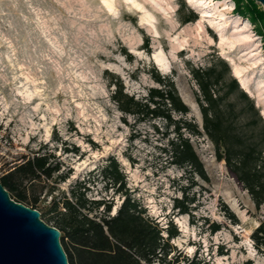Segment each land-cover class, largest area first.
<instances>
[{
	"label": "rangeland",
	"instance_id": "374dc122",
	"mask_svg": "<svg viewBox=\"0 0 264 264\" xmlns=\"http://www.w3.org/2000/svg\"><path fill=\"white\" fill-rule=\"evenodd\" d=\"M253 7L264 15L255 0H0V176L47 152L60 167L42 182L38 211L50 226L53 199L82 187L88 200L112 203V216L129 196L163 237L175 227L170 261L264 264L253 237L264 207L218 159L191 74L217 59L241 69L264 118V16L253 20ZM156 75L174 81L187 115L173 112L170 123L120 110V87L146 102L161 87ZM186 139L195 167L173 154ZM112 161L123 184L104 178Z\"/></svg>",
	"mask_w": 264,
	"mask_h": 264
},
{
	"label": "trees",
	"instance_id": "16d2710c",
	"mask_svg": "<svg viewBox=\"0 0 264 264\" xmlns=\"http://www.w3.org/2000/svg\"><path fill=\"white\" fill-rule=\"evenodd\" d=\"M238 11L241 12L239 6ZM251 13L253 20L264 16L256 7ZM195 20L188 18L183 22ZM191 74L198 86L195 98L203 116L204 132L214 143L218 159L225 161L256 207H264V118L260 110L232 76L226 61L217 59L206 67L191 68ZM155 81L161 87L151 88L146 102L135 100L120 87L114 95L120 110L139 117H162L170 123L173 112L187 115L190 110L178 95L174 81L159 75ZM184 127L191 134H201L191 121L185 120ZM173 151L177 158L187 155L186 163L191 167L198 163L188 139L173 143ZM51 159V154L37 152L0 176V183L13 200L39 210L42 182L52 180L60 169L59 163L53 164ZM118 167L112 161L104 170V178L111 186L124 182ZM81 189H73L70 197L54 198L45 212L53 227L61 232L69 264H179V258L174 262L168 260L173 251L170 239L178 235L175 227L165 238L161 229L144 216L140 202L132 197H126L112 216V203L88 200ZM180 203L177 205L182 213H189L190 208ZM253 237L264 245V221ZM186 264L209 263L193 259Z\"/></svg>",
	"mask_w": 264,
	"mask_h": 264
},
{
	"label": "water",
	"instance_id": "95a60500",
	"mask_svg": "<svg viewBox=\"0 0 264 264\" xmlns=\"http://www.w3.org/2000/svg\"><path fill=\"white\" fill-rule=\"evenodd\" d=\"M255 2L264 9V0ZM60 237L38 210L13 200L0 183V264H69Z\"/></svg>",
	"mask_w": 264,
	"mask_h": 264
},
{
	"label": "bare ground",
	"instance_id": "6f19581e",
	"mask_svg": "<svg viewBox=\"0 0 264 264\" xmlns=\"http://www.w3.org/2000/svg\"><path fill=\"white\" fill-rule=\"evenodd\" d=\"M161 69H162V71H165L163 66H161ZM233 74H234L235 78L239 81L240 87L245 92H249L250 88H249L248 80L243 77L242 70L241 69H235V67H234Z\"/></svg>",
	"mask_w": 264,
	"mask_h": 264
},
{
	"label": "built area",
	"instance_id": "2783aa9c",
	"mask_svg": "<svg viewBox=\"0 0 264 264\" xmlns=\"http://www.w3.org/2000/svg\"><path fill=\"white\" fill-rule=\"evenodd\" d=\"M0 172H1V164H0Z\"/></svg>",
	"mask_w": 264,
	"mask_h": 264
}]
</instances>
